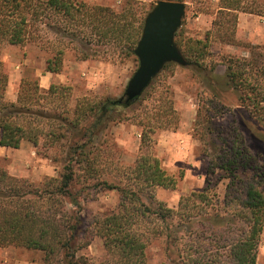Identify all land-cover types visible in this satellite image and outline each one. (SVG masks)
Masks as SVG:
<instances>
[{
	"label": "trees",
	"instance_id": "1",
	"mask_svg": "<svg viewBox=\"0 0 264 264\" xmlns=\"http://www.w3.org/2000/svg\"><path fill=\"white\" fill-rule=\"evenodd\" d=\"M135 4L136 0H125L119 11L81 0H0V44L25 46L36 42L43 49L53 48L56 53L46 62V71L52 74L62 70L67 50H72L80 61L108 56L103 52L106 50L93 47H114L124 57L135 58L146 16H137ZM247 5L244 0H221L219 12L233 21L238 12L263 15ZM50 35L57 37L55 43L49 40ZM178 38L177 32L175 42L187 66L200 65L207 54V44L190 41L185 45ZM225 65L229 72L224 77L204 68L206 83L207 77L217 84L226 77V84L239 95L251 116L263 121L264 86L259 79L264 67L254 58L229 57ZM174 66L177 64H167L163 71ZM8 84V75L0 63V146L19 149L25 141L37 146L44 140L52 146L61 143L65 152L60 177L39 187L0 169V247L40 251L44 254L43 264H89L86 257L77 254L90 245L88 240L83 242L84 220L81 216L69 217L66 206L80 208L79 192H74L79 185V170L85 173L86 182L103 171L101 166L107 159L100 161L101 145H95L107 135L110 122L116 119L114 114L131 109L143 101L142 96L130 104L121 99L84 98L72 108L69 87L52 84L44 90L37 79H24L17 100L8 101ZM208 84L218 93L217 87ZM162 111L155 116L156 121L166 116L171 121L169 111ZM168 129L163 122L159 126L145 124L142 150L151 146L150 134ZM217 157L222 171L234 175L241 168L251 175L244 181V191L223 209H217L209 185L200 193L183 197L178 209L162 203L156 208L147 205L142 197L145 192L154 199L156 188L175 190L178 185L177 179L151 154H142L128 171H118L112 178L96 177L99 184L121 195L118 210L94 223L95 235L104 241L106 264H148L147 248L152 238L161 235L165 237L169 264H257L264 231V166H259L245 148ZM200 229L210 235L215 247L195 246L203 237L197 235ZM218 229L226 235L217 234ZM181 233L191 243L182 249L177 244L183 239Z\"/></svg>",
	"mask_w": 264,
	"mask_h": 264
},
{
	"label": "rangeland",
	"instance_id": "2",
	"mask_svg": "<svg viewBox=\"0 0 264 264\" xmlns=\"http://www.w3.org/2000/svg\"><path fill=\"white\" fill-rule=\"evenodd\" d=\"M81 1L119 11L125 5V0ZM158 1L136 0L138 4L134 5V11L138 17L147 16ZM181 1L186 4V16L178 31V39L185 45L190 41H202L207 44V54L200 65L177 64L162 71L142 95L143 101L131 109L114 114L116 119L110 122L107 135L95 145H101L98 146L100 161L107 159V163L101 166L103 171L86 182L85 173L79 170V185L74 192H79L80 208L68 204L65 212L69 217L81 216L84 220L83 242L88 240L90 245L77 254L86 257L89 264H106L108 261L104 241L95 235L94 223L116 212L121 201L119 192L106 189L96 177L112 178L118 171H128L142 154H151L177 179L178 185L175 190L156 188L153 191L154 199L145 192L142 197L147 205L156 208L162 203L167 208L178 209L183 197L200 193L209 185L215 194L217 209H223L224 204L244 191V181L250 174L244 173L241 168L234 175L222 171L217 165V156L229 154L235 148H245L256 158L259 166H264V120L251 116L239 95L226 84V77L218 84L210 77H207V83L204 80V68L210 74L223 77L228 74L225 61L229 57L254 58L264 67V0H244L249 9L263 15L238 12L234 21L221 16V0ZM222 24L225 28L221 27ZM56 38L49 36L53 43ZM93 49L106 50L103 52L108 56L80 61L72 50H67L62 70L53 74L55 79L52 84L70 88L72 108L84 98L121 99L139 66L137 57H124L122 51L114 47ZM55 53L53 48L43 49L36 42L25 46L0 44V63L9 78L6 99L17 100L24 79H37L40 83V75L47 72L46 62ZM259 82L264 86V74ZM208 83L217 87L218 93H214L207 86ZM163 109L169 111L171 121H167V116L165 120L156 121L155 116ZM162 122L168 124L170 129L156 130V133L150 134L151 146L142 150L144 125L150 123L159 126ZM64 152L61 143L52 146L43 140L36 146L25 141L19 149L0 150V169L39 187L49 179L60 177ZM218 230L217 234L226 235L222 229ZM197 235L203 237L200 238L201 243L195 246H216L202 229L197 230ZM180 236L183 238L177 243L180 249L185 244H191L188 236L185 237L183 233ZM43 258L44 254L40 251L0 247V264H43ZM147 259L148 264H169L164 236L152 238L147 248ZM257 264H264V231L257 250Z\"/></svg>",
	"mask_w": 264,
	"mask_h": 264
},
{
	"label": "water",
	"instance_id": "3",
	"mask_svg": "<svg viewBox=\"0 0 264 264\" xmlns=\"http://www.w3.org/2000/svg\"><path fill=\"white\" fill-rule=\"evenodd\" d=\"M185 16L186 4L165 0L158 1L148 13L135 49L139 66L120 102L130 104L140 98L167 64L188 65L175 42Z\"/></svg>",
	"mask_w": 264,
	"mask_h": 264
},
{
	"label": "crops",
	"instance_id": "4",
	"mask_svg": "<svg viewBox=\"0 0 264 264\" xmlns=\"http://www.w3.org/2000/svg\"><path fill=\"white\" fill-rule=\"evenodd\" d=\"M54 79L55 78L52 73L45 72L44 74L40 75V87L44 90H48L52 85ZM65 80L68 81V77H66ZM4 148L5 147H0V150Z\"/></svg>",
	"mask_w": 264,
	"mask_h": 264
}]
</instances>
